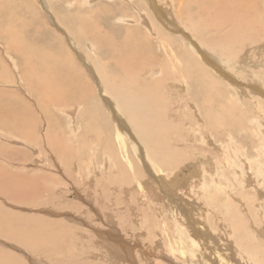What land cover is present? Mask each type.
Here are the masks:
<instances>
[{
    "label": "rangeland",
    "instance_id": "obj_1",
    "mask_svg": "<svg viewBox=\"0 0 264 264\" xmlns=\"http://www.w3.org/2000/svg\"><path fill=\"white\" fill-rule=\"evenodd\" d=\"M246 1L0 0V8L4 12L3 29L0 28V264H188L185 260L191 257L175 260L177 255H172L171 251L173 244L174 250L175 244L179 246L182 242L186 249L188 247L179 231L194 235L186 226V220L175 211L176 202L167 207L172 191L165 193V198L162 184L137 160L134 164L138 165L139 172H135L132 178L123 159L109 153L99 141L101 137L98 138L97 132L88 129L90 123L98 128L92 117V101L94 96L95 99L99 96L100 78H104L101 76L110 82L135 79L145 87V91L146 86L150 90V85L159 89L158 92L161 90L165 97V119L169 121H166L168 125L172 124L166 135L179 157H188L194 164L197 157L204 158L207 154L219 168H215L213 175L204 173L202 181L208 184L212 180L214 183L218 181L223 187L221 194H218L215 184L210 189L203 185L202 189L189 191L186 196L181 193L185 196L181 200L185 199L190 204L191 218L200 219V215L194 212L193 202L204 212L206 228L218 225L224 232L229 222L232 221L233 229L232 224L236 222L238 230L241 229L238 232L240 238L241 235L245 237L243 232L248 233V241L242 246L248 243L254 246L259 243L255 248L264 245V235L251 228L255 222L262 223L264 228V216L259 215L262 210L254 207L258 200L264 205V183L261 185L264 182V164L260 151L263 146L260 122H264V113L255 101L248 98L255 91L247 92L245 97L237 92L234 85L211 71L226 82L227 86L222 88L226 91L216 92L213 86L211 89L200 88L199 82L189 79L192 77L184 79L165 73L183 68L184 63L171 59L166 51L176 50L174 40L182 48L193 44L187 37L218 65L224 56L223 48L231 45L226 51L233 49L244 55L245 61H241L244 67L241 65L237 70L263 72L264 0H248V4ZM11 10L17 11V15L12 11L14 17L18 16L17 20L9 21L13 22L11 27H21L13 37L11 30H6L10 27L7 15ZM234 16H241L239 20L247 18L239 37L233 30L234 24L228 21ZM170 21L182 32L168 25ZM191 24L195 25L196 32L192 31ZM159 32L172 35L171 41L165 36V47L158 41ZM35 56L44 57V64L33 62ZM29 64H34V68ZM46 65L51 67V71ZM36 73L41 74L39 80L47 81L43 87L36 85ZM231 77L240 83L264 89L262 81H255L245 72L242 78L232 73ZM173 78L181 80V88L175 85ZM158 81H162L159 88L155 85ZM29 83L34 84L31 86L37 92L29 87ZM254 105L258 108L255 109ZM254 119H259L260 125ZM204 126H209L206 130L208 138L202 139L203 133L199 128ZM74 128L76 133L72 132ZM113 150L116 153V149ZM228 160L235 164L224 166ZM240 160L243 164L238 163ZM204 165L200 163L196 169H203ZM242 166L243 174H236ZM188 173L190 171H185L184 175ZM155 191L159 195L162 193L161 198L155 196ZM223 192L229 194L231 202H235L234 210H218L209 202L211 194H218L216 201L221 199ZM232 212L235 213L233 220ZM243 222L246 228L241 225ZM194 237L196 240V234ZM230 239L225 240L226 247L222 248L226 260L230 259L229 264H247L262 259L260 255L254 257L258 255L256 251L242 259L237 254L240 248L234 245L237 238ZM227 241H234V244ZM203 243L201 247H194L193 251L196 248L202 251L203 247V255L192 252L199 257L195 259L192 255L193 263L200 260L198 264H220L212 247Z\"/></svg>",
    "mask_w": 264,
    "mask_h": 264
},
{
    "label": "bare ground",
    "instance_id": "obj_2",
    "mask_svg": "<svg viewBox=\"0 0 264 264\" xmlns=\"http://www.w3.org/2000/svg\"><path fill=\"white\" fill-rule=\"evenodd\" d=\"M89 1V0H88ZM152 1V0H151ZM248 1V0H247ZM246 1V3H247ZM250 1V0H249ZM248 1V2H249ZM229 2V1H228ZM257 2V1H256ZM255 2V3H256ZM260 2V1H259ZM8 3V2H7ZM130 3V2H129ZM230 3V2H229ZM239 3V2H238ZM250 3V2H249ZM252 3V1H251ZM15 4V3H14ZM248 4V3H247ZM262 4V3H261ZM264 4V2H263ZM8 5V4H7ZM222 5V4H221ZM11 6V5H9ZM7 6V7H9ZM14 6V5H13ZM213 6V5H212ZM234 6V5H233ZM237 6V5H236ZM249 6V5H248ZM12 7V6H11ZM250 7V6H249ZM260 7V6H259ZM15 8V6H14ZM19 8V7H18ZM234 8V7H233ZM238 8V6H237ZM9 9V8H8ZM7 9V10H8ZM13 9V7L11 8ZM156 9V8H155ZM262 9V8H261ZM261 9L259 11H261ZM3 10H1L0 8V28L3 29V27L1 26L2 23H4V12H2ZM11 10V12L9 13V15H7V17L10 19H8V22H7V25H10V27L6 30L12 32V37L15 35V33L21 29V27L19 26L17 29L14 28V27H11V23H9V21H14V20H17L18 16H15L14 17V13L17 12V11H13ZM159 11H160V8H159ZM215 11V10H214ZM18 12H19V9H18ZM158 12V11H157ZM162 12V11H161ZM230 12V11H229ZM238 12V11H237ZM241 12V11H240ZM170 13V12H169ZM219 13V12H218ZM245 13V12H244ZM259 13V12H258ZM13 14V15H12ZM163 14V12H162ZM252 14V13H251ZM12 15V16H11ZM15 15H17L15 13ZM214 15V14H213ZM231 15V14H230ZM241 15V14H239ZM256 15V14H255ZM262 15V14H261ZM216 16V15H215ZM219 16V15H218ZM229 15H227V18H228ZM252 16V15H250ZM264 16V15H263ZM220 17V16H219ZM232 17V15H231ZM228 19L229 21V24L230 22H232V24H234L235 28L232 26V29L235 31V34L237 35L236 37H239L240 36V29L241 27L246 23L247 21V18L245 16L244 19L242 20H239L241 16H234V18H231ZM248 17V16H247ZM259 17V16H258ZM257 17V18H258ZM15 18V19H13ZM63 18V17H62ZM217 18V17H215ZM218 19V18H217ZM128 20V19H127ZM130 20V19H129ZM133 21V20H131ZM130 21V22H131ZM219 21V19H218ZM84 22V21H83ZM252 24V23H251ZM259 25V23H257ZM152 25V24H151ZM163 25V24H162ZM170 26H174L175 27V31H181V29L177 28L174 24L173 21H170V24H168ZM148 26V25H147ZM253 26V25H251ZM262 26V25H261ZM146 27V25H145ZM200 27V26H198ZM258 27V26H257ZM260 27V26H259ZM101 28V27H100ZM168 28V27H167ZM191 28L193 29L192 31L195 30L196 32V27L195 25H192L191 24ZM202 28V27H201ZM83 29V28H82ZM87 29V28H86ZM200 29V28H198ZM204 29V27H203ZM149 30V29H148ZM147 30V31H148ZM260 30V28H259ZM155 31V30H154ZM153 31V32H154ZM10 32V33H11ZM131 32V31H130ZM158 32V30H157ZM198 32V31H197ZM261 32V31H260ZM77 33V32H76ZM202 33V32H201ZM239 33V34H238ZM79 34V33H78ZM131 34V33H130ZM256 34V33H255ZM259 35V33L257 34V36ZM261 35V34H260ZM165 36L167 38H169V40L171 41L172 40V35H168V34H163L161 32H159V40L161 45L162 46H166L164 45L165 43ZM189 39V42L191 41L193 44H189L188 46H186L185 48H182L180 46V44L176 43L177 41H175L174 39H178V38H175L174 37V41L176 45V50H171V51H166V52H169L170 53V57L171 59H174V60H181L184 65H183V68L181 69H175L172 73L171 71L169 72H165L164 69L162 70L163 73H169V74H172V75H177L179 77H192V78H189V79H195L197 82L200 83V88L201 87H206V88H212V86L214 87L215 91L216 92H220V91H226L227 89L225 90H222V88H225L224 86H227L226 85V82H229L230 84L234 85L235 89L238 90L237 92L238 93H242V94H246L247 92H251V91H255L254 93H248V98L250 100H253V102L255 103V105L257 104V106L259 107V109L261 111H263L264 113V89L258 87L257 86H251V85H246V84H243V83H240L238 81H236L234 78L231 77V73L233 75H240L242 78L244 72L246 73V76H250L252 78H254V80L256 81H262V84L264 85V71L261 72V71H250V70H246V69H243L242 70H237L239 68V66H241V61L243 62L244 60V55L243 54H239V51H234L233 49L229 50V51H226L228 50L229 48H231L232 46L231 45H228L225 48H223V58H221L219 60V63L220 65H218V63L215 62V60L213 61L212 59L213 58H210V55L208 53H206L205 51H203L202 49H200V47L195 43L194 45V41L192 39H190L189 37H187ZM231 38V37H230ZM167 39V41H169ZM183 40V39H182ZM264 40V39H263ZM181 41V40H180ZM179 41V42H180ZM185 41V40H184ZM232 41V40H230ZM23 43L25 41H22ZM112 42V41H111ZM140 42V41H139ZM182 42V41H181ZM113 44V43H112ZM185 44V43H184ZM263 45V43L261 44ZM185 46V45H184ZM172 46L170 45V48ZM261 47V46H260ZM131 48V47H130ZM133 48V47H132ZM163 48V47H162ZM212 49H216L215 47H212ZM225 49V50H224ZM163 50V49H162ZM212 51V50H211ZM126 52V51H125ZM217 52V51H216ZM262 52V51H261ZM32 53V52H31ZM263 53V52H262ZM121 54V53H120ZM166 54V53H165ZM126 55V53H125ZM180 56V57H177ZM220 55V54H219ZM263 55V54H262ZM167 57L168 54H166ZM49 57V56H48ZM38 58V57H37ZM36 56L32 59L33 62H35L36 64H38V62H45V58L41 56L37 59ZM129 58V57H128ZM132 58V57H131ZM47 59V58H46ZM245 61V60H244ZM50 62V61H49ZM48 62V63H49ZM218 62V61H217ZM250 62V61H249ZM51 63V62H50ZM63 63V62H62ZM127 63V62H126ZM131 63V62H130ZM44 64V63H43ZM32 67V69L34 68V64H29ZM261 65V64H260ZM43 66V65H42ZM57 66V65H56ZM129 66V65H128ZM173 66H175L173 64ZM172 66V67H173ZM225 66V68L223 67ZM251 66V65H250ZM37 67V66H36ZM165 67V66H164ZM172 67H169V68H172ZM242 68L244 67L243 65L241 66ZM261 67V66H260ZM46 68H47V65H46ZM51 68V67H50ZM50 68H47L50 70ZM55 68V66H54ZM53 68V69H54ZM63 68V67H62ZM174 68V67H173ZM263 68V67H262ZM30 68V70H32ZM41 69V68H40ZM46 69V70H47ZM210 69V70H209ZM34 71V70H32ZM31 71V73H32ZM45 71V69H44ZM51 71V70H50ZM55 71V70H54ZM59 71V70H58ZM149 71V70H148ZM155 71V70H154ZM212 73H215L220 75L222 77V79H225V83L223 82V80L221 81L220 78H217L216 76H214V74ZM38 72V71H37ZM158 72V71H155V73ZM44 73V72H43ZM51 73V72H50ZM25 75V74H24ZM41 75V74H39ZM39 75L36 73V77H37V84L38 86H42L47 84V81L45 80H39L41 79V77L39 78ZM49 75V74H48ZM60 75V74H58ZM152 75H153V72H152ZM157 75V74H156ZM162 75V74H161ZM32 76V75H31ZM43 76H47V75H43ZM42 76V77H43ZM101 77H104V78H100V82H101V87H99V96L95 99L96 96H94V101H92V104L94 105V113L92 115V117L94 118V121L97 123L98 125V128H95V126H93L92 124L93 123H90L89 125V130H93V133H96V135L99 137H101V139L99 141H102L103 144H104V147L107 148L106 150H108L109 153H111L112 155H114L115 157L119 156L118 158H122L123 159V163H126L127 165V172L129 175L132 176V178H134L135 176V172H139V167L138 165L135 166L134 164V161L137 160V163L141 165H145V167L147 168V171L149 172V174L153 177H155L157 180H159V182L162 184V187L164 189V195L165 193H169L172 191L173 193V196L171 194V200L169 199V201H167V207H170L172 205V203L174 204V202H176V209L175 211L181 216L180 218L183 220H186L185 223H186V226L190 228V230L193 232V234L195 235L196 234V238L199 240L196 241L195 240V237L194 235H188V234H184L185 230L184 231H179L178 233L181 234V236L183 237V239H185L186 243L185 246H188L187 249L183 246L184 243H179L180 245L177 246L176 245V249L174 250L173 249V246L171 247V251H172V255H177V257L175 256V260L176 258H180V259H184L185 256H189L191 258H188L187 260H185V263H188V264H194L193 261H194V257H192V255L194 254H197V255H201L202 251H203V247H202V251H200V249H197L196 248V251H193L194 250V247H201V243H203L204 246H208L209 247H212V251H213V255L215 257V259L217 261H219L220 264H229L230 263V259L229 260H226L227 256L223 255L224 252L222 253V248L226 247V242L225 240H229L230 237H236L237 239L235 241V244H234V241H227L229 244L231 243L235 245V247H239L240 250L239 252H237V254L241 255L242 259L245 260V258L247 257L246 255L247 254H252L254 253L255 251L257 252V256H254V257H260L261 256V260H255L256 262L254 261H249V263L247 262V264H264V245L263 246H260L258 248H255L257 246H259V243H256L255 246L253 244H250L248 243L246 246H242V244H246L245 241H248V233L245 234V237L241 235V238L239 237L238 235V232L241 230H238V224L235 222V225L234 223L232 224L234 229L231 227V222H229V224H227V227L225 229L224 232L222 228H219L218 225L216 226H210L209 228H206V222L204 224V220H205V217L203 215V211L201 209H199V205L195 204L192 202V207L193 208H196V211H194L195 213L199 214V220H196V219H192L191 216H190V213H189V206L190 204L187 203L186 201H182L181 198L182 197H185L186 194L189 195V191L190 192H195L197 189H202V186L205 185L204 187H208L210 189V187H212L214 184L215 186L218 188V194L222 191L223 187H220L219 186V183L218 181L216 183H214V181L210 184L208 183H204L202 181V175L205 173L207 174V172L209 174H215L216 173V167H215V164L214 162H211L212 158L209 156V155H205L204 158L202 157H197L196 158V161L194 162V164H192L191 162H189V158L188 157H179L178 155V152L177 150L171 146V144L169 143V137L166 135V133L169 131L168 129L170 128V126H172V124L169 126L167 122H169L168 120L165 119L166 117V110H164V103H165V97L164 94H162L161 90L160 92H158L159 89H155L153 87H151V85L149 86L150 90L147 88L148 86H146V91H145V87L144 86H140L137 82V80L135 79H124V80H120V79H117V81H108V79H106L105 76H101ZM153 77V76H152ZM160 77V76H159ZM165 77V76H164ZM234 77V76H233ZM113 78V77H112ZM44 79V78H43ZM159 79V78H158ZM162 79V78H161ZM165 79V78H164ZM163 79V80H164ZM182 79V81L184 80ZM237 79V78H236ZM28 80V79H27ZM155 80V79H154ZM160 80V79H159ZM170 80V78H169ZM173 80H176L175 81V85L177 87H180L181 86L179 85L180 84V81L177 80V78H173ZM29 81V80H28ZM153 81V80H152ZM171 81V80H170ZM157 82V81H156ZM162 81H158V83H155L156 86H160V83ZM247 82V81H246ZM35 84V82H33ZM184 83V82H183ZM34 84H31L29 83V87L33 88L34 91L37 92L36 89H34V87H32L31 85H34ZM163 84V83H162ZM165 84V83H164ZM174 84V83H173ZM229 84V85H230ZM153 85V84H152ZM174 87V86H173ZM175 87V88H177ZM233 87V86H231ZM207 90V89H206ZM214 91V90H213ZM208 92V91H207ZM257 92V93H256ZM209 94V93H208ZM219 94V93H218ZM210 96V95H209ZM208 96V97H209ZM246 97V95H245ZM86 98V97H85ZM210 98V97H209ZM247 98V99H248ZM212 99V98H211ZM248 99V100H249ZM221 100V97L220 99ZM218 102V101H217ZM241 102V101H240ZM251 102V101H250ZM231 103V102H230ZM238 104V103H237ZM254 105V106H255ZM220 106V105H219ZM251 106H252V102H251ZM197 107V105H196ZM256 107V106H255ZM253 107L252 109V112L253 110L257 109L258 107ZM198 108V107H197ZM222 109V107H219ZM235 108L237 109V107L235 106ZM255 108V109H254ZM76 109V108H75ZM75 109H73V111H76ZM44 110V109H43ZM223 110V109H222ZM238 110V109H237ZM235 110V111H237ZM48 111V110H47ZM200 111V109H199ZM226 111V110H224ZM234 111V112H235ZM2 112V111H1ZM45 112V111H44ZM233 112V113H234ZM238 113V112H237ZM235 113V114H237ZM254 113V112H253ZM261 113V114H263ZM2 114V113H1ZM4 114V113H3ZM5 114H8V113H5ZM229 114V113H228ZM226 114V115H228ZM46 115H48V113H46ZM51 115V114H50ZM230 115V114H229ZM238 115V114H237ZM260 115V114H258ZM200 116V115H199ZM209 116V115H208ZM213 116V115H212ZM239 116V115H238ZM233 117V116H232ZM264 117V116H263ZM209 118V117H207ZM228 118V117H227ZM231 118V117H230ZM14 119H17L14 118ZM50 120H52L50 117H49ZM229 119V118H228ZM227 119V121H229ZM20 120V119H19ZM235 120H237L235 118ZM247 120V119H246ZM254 120H258V123H259V119H254ZM253 120V121H254ZM93 121V120H92ZM167 121V122H166ZM231 121V119H230ZM229 121V122H230ZM251 121V122H253ZM52 122V121H51ZM213 122V121H212ZM239 122V121H238ZM245 122V121H244ZM243 122V123H244ZM249 122V121H248ZM214 123V122H213ZM257 123V122H256ZM255 123V124H256ZM257 123V124H258ZM261 123V137L263 138V146H261V150L262 151V156H261V160L264 164V122H260ZM259 123V125H260ZM114 124V126H113ZM198 124V123H197ZM221 124V122H220ZM249 124V123H248ZM199 125V124H198ZM258 125V126H259ZM215 126V125H214ZM218 126V125H217ZM216 126V127H217ZM205 127V128H204ZM204 127H200L199 128V131H201L203 133V138H208L206 136V130H208V127L209 126H204ZM212 127V125H211ZM225 127V126H224ZM235 127V126H234ZM251 127V126H250ZM228 128V126H227ZM96 131H95V130ZM214 129V128H213ZM220 129H222L220 127ZM219 129V130H220ZM231 129V128H230ZM198 130V129H197ZM225 130V129H223ZM234 130V129H233ZM76 131V128H74L72 130V132H75ZM204 131V132H203ZM218 131V129H217ZM235 131V130H234ZM252 131V129H251ZM250 131V132H251ZM181 132V131H180ZM249 132V133H250ZM254 132V131H252ZM76 133V132H75ZM92 133V132H91ZM227 133V132H226ZM258 133H259V130H258ZM257 133V134H258ZM179 134V132H178ZM225 134V133H224ZM230 134V133H229ZM254 134V133H253ZM72 135V134H71ZM200 135V134H198ZM205 135V136H204ZM27 136V135H26ZM219 136V134L217 135ZM231 136V134H230ZM255 136H258V135H255ZM200 137V136H199ZM220 137V136H219ZM233 137V136H232ZM259 137V138H261ZM221 138V137H220ZM219 138V139H220ZM229 138V137H228ZM231 138V137H230ZM15 139V138H14ZM31 139V138H30ZM67 139V138H66ZM257 139V138H256ZM24 140V139H23ZM218 140V139H217ZM261 140V139H260ZM206 141V140H205ZM71 142V141H70ZM222 142V141H221ZM73 143V142H72ZM220 144V143H219ZM97 145V144H96ZM68 148V147H67ZM91 148V147H90ZM113 148L116 149V153L114 152ZM236 152V151H234ZM99 154V153H98ZM191 154V153H190ZM192 156V155H191ZM137 158V159H136ZM93 159V158H92ZM240 159V158H239ZM95 160V159H94ZM229 161V162H228ZM224 166H230L232 163H234V161L232 160H228ZM241 161V160H240ZM238 161V163H242V161L240 162ZM122 162V161H121ZM256 161H254L253 163H255ZM200 163H203L205 164L203 166V169H196L198 166H200ZM219 163V162H218ZM182 164V165H181ZM190 164V166H189ZM235 164V163H234ZM186 165V168H183L184 166ZM233 165V164H232ZM256 165V164H255ZM120 166V165H119ZM221 166V164H220ZM124 167V166H123ZM91 168V167H89ZM94 168V167H92ZM120 168V167H119ZM216 168V169H215ZM122 169L120 168V171ZM219 170V168L217 169ZM232 170H235V169H232ZM185 171L189 172L188 175H184ZM237 171V170H236ZM243 171V166L242 168L240 169L239 173H236V174H241ZM83 172V170H82ZM88 172V171H87ZM86 172V173H87ZM126 172V171H125ZM192 172H194V174H191ZM234 172V171H233ZM123 173V172H122ZM90 174V173H89ZM88 174V175H89ZM92 174V173H91ZM90 176L92 177L93 175ZM96 175V173H94ZM124 174V173H123ZM234 174V173H233ZM236 174H234L236 176ZM243 174V173H242ZM169 175V177H168ZM183 175V176H182ZM140 176H141V173H140ZM128 177V176H127ZM236 177H239V176H236ZM126 178V177H125ZM127 180V179H126ZM129 180V179H128ZM130 181V180H129ZM136 181V180H135ZM138 182V181H137ZM136 183V182H135ZM140 183V182H139ZM264 182L261 183V185H263ZM20 184V183H19ZM132 184V183H131ZM187 184V185H186ZM141 185V183H140ZM150 185V184H149ZM157 185V184H156ZM186 185V186H185ZM137 186V185H136ZM151 186V185H150ZM152 186H155L152 185ZM189 189H188V187ZM197 186V188L195 189V187ZM186 187V188H184ZM203 187V188H204ZM243 189L245 188L244 185H242ZM26 188V187H25ZM122 188V187H121ZM142 188V187H141ZM152 188V187H150ZM154 188V187H153ZM183 188V189H182ZM192 189V190H191ZM49 190V189H48ZM124 190H127V189H124ZM162 190V189H161ZM185 190V191H184ZM150 191V190H149ZM153 192V191H152ZM160 192V191H159ZM184 192V193H183ZM181 193H183L184 195H182ZM224 193V192H223ZM17 194V193H16ZM162 195V193H160ZM192 194V193H191ZM218 194H215V196H213L211 194L210 196V199H209V202L212 203L213 207L218 210H223V211H229L230 208L234 210V201L231 202L232 200L231 199H228L229 197V194H222L221 196V199L220 200H214V199H217L215 198ZM221 194V193H220ZM161 195H159V193L155 191V196L157 197H160L161 198ZM163 195V196H164ZM12 196V195H11ZM169 196V195H167ZM156 197V199H157ZM165 198L166 195L164 196ZM170 197V196H169ZM218 197V196H217ZM121 198V196H120ZM244 197H242L243 199ZM14 199V198H13ZM153 200V199H152ZM159 200V198H158ZM163 201V200H162ZM181 201V202H180ZM236 201V200H235ZM165 202V201H164ZM169 202V203H168ZM258 203V205H257ZM254 207L262 210V213L259 214L261 217L264 216V205H262V202L261 201H257V202H254ZM213 208V209H214ZM199 209V211H197ZM3 211V210H2ZM173 211H174V208H173ZM172 212V211H170ZM169 213V212H168ZM176 213V214H177ZM226 213V212H225ZM237 213V212H236ZM6 214V213H5ZM233 214H235L234 212H232V216ZM171 215L175 216L174 212L171 213ZM196 215V214H195ZM3 216V215H2ZM11 216V215H10ZM6 217V216H5ZM231 217V216H229ZM228 217V218H229ZM240 217V216H238ZM236 217V218H238ZM4 218V217H3ZM227 218V220H228ZM10 219V218H9ZM232 220L235 219V217L233 216L231 218ZM226 220V222H228ZM2 221V220H1ZM257 221V220H256ZM260 222V221H259ZM3 224V223H2ZM5 224V223H4ZM237 224V225H236ZM245 223L243 222V224L241 225H244ZM184 225V223H183ZM182 225V226H183ZM228 225L230 227V230H228ZM240 225V223H239ZM246 225V224H245ZM244 225V226H245ZM253 225V226H252ZM251 225V228L254 229V231H258V233L260 232L261 234L264 235V228L261 227L263 224L262 223H258V222H255L254 224ZM181 226V227H182ZM243 226V227H244ZM16 227V226H15ZM180 227V228H181ZM240 227V226H239ZM186 228V227H185ZM246 228V226L244 227ZM12 229V228H11ZM189 230V231H190ZM234 230V231H233ZM188 231V232H189ZM242 231H244V229H242ZM217 233V234H215ZM14 234V233H13ZM26 234V233H25ZM220 234V235H218ZM15 235V234H14ZM227 235L229 237V239L227 238ZM26 236H29L28 234H26ZM38 236V235H37ZM2 237V236H1ZM24 238V237H23ZM37 238V237H36ZM10 239V238H9ZM26 239V238H25ZM254 239V238H253ZM29 240V239H27ZM231 240V239H230ZM23 242V241H21ZM123 241H121L122 243ZM178 242H181V241H178ZM191 242V243H190ZM201 242V243H200ZM197 243V244H196ZM200 243V244H199ZM237 243H239V245H237ZM124 245L125 242H123ZM215 244V246L213 247V245ZM228 244V245H229ZM195 245V246H193ZM223 245V246H222ZM233 245V246H234ZM29 246V245H28ZM33 247V246H32ZM193 247V248H192ZM230 248V247H229ZM227 247V249H229ZM119 249H122L121 246H119ZM36 250V249H35ZM238 250V249H237ZM259 250V251H258ZM211 251V250H210ZM224 251V250H223ZM36 252V251H35ZM194 252V254L192 253ZM206 252V251H205ZM235 252V251H234ZM174 253V254H173ZM201 253V254H200ZM227 253V252H226ZM197 255H194L195 256V259H199V257H197ZM203 255V254H202ZM201 255V256H202ZM209 255V254H208ZM211 255V256H213ZM234 255V254H233ZM238 255V256H239ZM260 255V256H259ZM234 257V256H233ZM210 258V257H209ZM209 258L207 260H209ZM253 259V257H251ZM8 259V258H7ZM211 259V258H210ZM236 259V258H235ZM255 259V258H254ZM260 259V258H259ZM2 260V258H1ZM240 260V259H239ZM13 261V260H12ZM206 261V260H204ZM228 261V262H227ZM3 262V260L1 261ZM209 262V261H207ZM214 262V261H213ZM246 262V261H245ZM200 263V260L199 262ZM197 263V264H198ZM211 263V262H210ZM7 264V263H6ZM204 264V263H202ZM208 264V263H206ZM212 264V263H211ZM217 264V263H216ZM235 264V263H233ZM242 264V263H241Z\"/></svg>",
    "mask_w": 264,
    "mask_h": 264
}]
</instances>
